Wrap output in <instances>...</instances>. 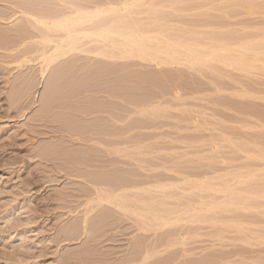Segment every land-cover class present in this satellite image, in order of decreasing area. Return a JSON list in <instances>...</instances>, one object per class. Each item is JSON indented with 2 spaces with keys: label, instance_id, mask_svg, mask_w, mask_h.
Returning <instances> with one entry per match:
<instances>
[{
  "label": "rangeland",
  "instance_id": "rangeland-1",
  "mask_svg": "<svg viewBox=\"0 0 264 264\" xmlns=\"http://www.w3.org/2000/svg\"><path fill=\"white\" fill-rule=\"evenodd\" d=\"M19 1L0 2V264H142L146 250L144 264H264V244L254 240L264 236V198L246 202L247 211L218 212L206 224L183 220L158 231L142 230L139 218L107 205L82 222L92 180L174 185L164 195L178 200H163L164 209L178 212L171 219H189V207L197 213L202 199L222 201L223 194L195 193L192 186L205 178L221 187L230 173L256 171L249 157L264 149L262 72L78 54L41 80L38 62L20 67L18 52L6 48L24 35L16 31L21 15L6 21ZM30 1L47 9L59 3ZM67 1L113 20L111 11L131 0ZM128 13L163 37L200 46L213 35L250 39L264 29V0H145ZM258 183L264 185L254 180L238 188Z\"/></svg>",
  "mask_w": 264,
  "mask_h": 264
},
{
  "label": "bare ground",
  "instance_id": "bare-ground-1",
  "mask_svg": "<svg viewBox=\"0 0 264 264\" xmlns=\"http://www.w3.org/2000/svg\"><path fill=\"white\" fill-rule=\"evenodd\" d=\"M8 1L13 0H0V2ZM21 1L24 0H20L19 4L23 3ZM144 1L131 0L122 4L120 9L112 10V14H116V18L113 20L107 18V20H103L106 12L100 11L94 6L84 7L79 3H72L67 0H57L59 3L51 9L38 8L34 5L33 7L30 5L32 4L30 0L27 1L30 4L25 1L26 4L15 5L17 12L6 18V21H17L19 20L17 16L21 15L24 25L17 27L16 31L24 32V35L20 37L19 41L9 42L11 46L6 48L11 52H18L16 61L19 62L20 67L24 64L38 62L39 78L41 80L46 78L49 69L60 60L78 54L109 61L137 59L154 63L156 66L187 65L191 68L204 66L214 72L217 71L215 65L245 73H250L253 69H256L264 75V29L258 31V35L250 39L246 38L245 35H237L235 38H231V32L229 31L226 36L223 35L220 38H216L214 35L210 36L207 45H195L185 41L183 37H163L153 25L144 26L135 22L128 13L129 9ZM0 20L2 21V18ZM19 25H21V22ZM1 35L2 40L3 36ZM255 64L257 65L254 66ZM143 112L146 113V111ZM93 115L94 113L89 114V116ZM91 136H96V134H91ZM102 136L111 137L112 135L105 132ZM88 142L99 146L110 143V141L103 143L104 141L100 139H90ZM117 144L126 146L123 142ZM260 144L264 146V143ZM242 147H239V149L241 150ZM243 150L241 151L243 152ZM115 151L116 154L121 152L129 156L125 148H117ZM126 155L124 156L126 157ZM249 159L253 162L256 161L254 166L255 169L257 167L256 171L252 170L248 175L243 174L241 169L235 175L230 173L233 176L230 179L233 180L234 184L228 179L231 177L228 173V180L224 181H229L231 184L223 182V186L214 187L204 178L193 185L192 192H208L213 195L223 194L224 200L220 198L222 201L213 200L207 203L202 199L201 204L203 207L197 213L194 206L189 207V213H191L189 219H171L170 217L178 214V212L164 209L168 207L166 202L163 201L165 198V200L177 199L171 193H168V195L172 196H168L167 193V196L164 195L168 190L172 192L175 189L174 185L157 183L158 181L153 182L158 179L152 181L153 185H151L152 183L148 184L149 182L146 183L148 185H144L145 183L138 185L134 182V184H130L131 182H129L130 185L120 184V186L89 180L90 185L93 187V194L91 193V196L86 200L85 208H89V211L87 210L88 212L84 215L85 219L82 222L85 225L88 222L86 217H89L88 215L92 214L96 207L99 208L102 205L114 207L120 212L139 218V223L143 225L141 228L144 231L149 228L158 231L183 220L187 224H206L212 222L211 217L218 212L229 213L238 209L244 211V209H247L245 207L246 202L264 198V185L262 184L258 183L255 188L250 186V190L247 189V191L238 188L249 181H264V149L260 148L258 153L253 157H249ZM247 206V210L251 209L248 203ZM183 213L189 214L187 209ZM234 223L223 222V225L226 228L237 226V231L242 233L241 231H244V229L241 224ZM216 224L218 223H214V225ZM259 236L254 240L264 244V236ZM248 244L251 243L248 242ZM150 257V251L146 250L140 262L144 264Z\"/></svg>",
  "mask_w": 264,
  "mask_h": 264
}]
</instances>
